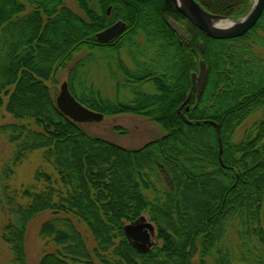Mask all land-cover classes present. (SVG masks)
<instances>
[{"label":"trees","instance_id":"trees-1","mask_svg":"<svg viewBox=\"0 0 264 264\" xmlns=\"http://www.w3.org/2000/svg\"><path fill=\"white\" fill-rule=\"evenodd\" d=\"M75 1L83 17L64 0H0V116L4 110L20 124L0 132L17 144L18 159L43 151L66 191L65 196L54 189L27 193L29 205L10 207L13 222L5 239L17 261L25 260L28 224L48 211L82 221L97 248L90 252L70 221H63L62 228L49 222L41 234L53 237L64 254L46 255L40 264H197L199 256L203 260L198 264H208L204 259L211 253L216 264H233L221 244L226 223L237 218L256 225L252 234L264 247V120L254 138L233 141L236 128L264 107V77L257 85L248 80L249 88H241L238 71L247 63L235 46L255 40L257 30L235 40H213L193 27L173 0H97L96 8L91 0ZM196 1L208 12L233 20L250 5V0ZM170 19L185 28L187 37L169 28ZM120 20L127 24L126 32L111 45H99L97 34ZM140 33L161 41L166 53L147 71H131L122 64L121 73L128 84L151 83L155 93L134 91L133 102H112L95 92L78 96L77 69L69 80L73 96L90 110L105 117H143L165 132L162 139L131 151L89 136L66 118L49 84L55 86L58 72L83 50L107 53L125 45L142 50ZM256 42L264 47V39ZM132 60L140 64L136 57ZM201 60L207 63L209 79L198 98L192 75L199 72ZM190 93L189 111L183 114L193 124L187 125L177 111ZM213 122L221 127L220 135ZM42 178L50 181L38 173L37 179ZM144 191L156 198L151 200ZM145 215L158 228L162 246L140 253L126 239L124 227ZM246 256L242 263L264 264V249Z\"/></svg>","mask_w":264,"mask_h":264},{"label":"rangeland","instance_id":"rangeland-1","mask_svg":"<svg viewBox=\"0 0 264 264\" xmlns=\"http://www.w3.org/2000/svg\"><path fill=\"white\" fill-rule=\"evenodd\" d=\"M64 1L73 13L79 17L84 16L75 0ZM254 2L255 0H250L248 11L233 21L238 22L245 18L252 9ZM91 3L93 7H97V0H91ZM256 39H264V30L262 28L256 31L255 40L234 44L239 52L245 54L243 61L247 63L243 67H239L238 72V77L244 81L243 86H241L242 89L249 88L248 80L253 85H257L261 78L264 77V47L261 46L262 43L256 42ZM137 41L143 47L142 50L125 45L119 50L107 53L81 51L74 56L72 62L58 72L56 85L49 84L53 95L55 97L59 95L61 85L67 81L69 82L73 69L78 70V76L74 84L78 96L95 92L112 102H133L134 91L147 94L155 93V86L151 83L128 84L124 81L121 73L122 64L131 71L137 72L140 69L147 71L149 67L161 61V56L166 53V49L163 47L164 44L161 41L148 39L142 33L138 35ZM133 57H136L140 64L135 65L132 60ZM138 65H141V67ZM246 75L249 77L248 79H246ZM263 120L264 107L254 110L236 128L233 141L241 143L250 136L254 138L257 126ZM11 125L18 126L20 124L2 110L0 128ZM81 127L91 137L102 139L131 151L140 150L146 145L166 136L165 132L155 123L146 118L131 115L106 116L101 123L84 124ZM115 129H119V131ZM16 151L17 144L10 142L8 134L0 132V264H40L46 255L64 254L63 247L57 245L53 237L46 238L41 234L42 227L53 221L58 222L61 228L64 227L63 221H70L83 237L88 250L93 253L97 248V243L82 221L73 216L56 215L48 211L38 215L28 224L24 243L25 260L23 262L17 261L12 245L5 239L6 228L13 222L10 221L12 217L10 207L19 204L29 205L30 198L27 193L33 195L46 189H54L65 196L66 191L54 166L46 161L43 151L33 152L22 159L17 158ZM38 173L47 175L50 181H46L45 178L38 180ZM159 189L161 190L162 187L159 186ZM144 193L151 200L156 198V195L149 191H144ZM57 201L58 198L56 199ZM143 218L145 223H153L149 216L145 215ZM261 224L264 231V205L261 213ZM125 225L127 226L128 224L126 223ZM153 225L155 234L152 235V242L155 243V246L160 247L162 242L158 240V228L154 223ZM254 228H256V225L253 224L252 227L245 225L238 218L230 219L226 223L225 233L222 235V244H220L223 249L230 253L233 258V264H248L246 262L242 263L240 260L243 257H247L246 254L249 252L256 255L258 251L264 249L259 238L252 234ZM109 256H107L108 260H111L112 258L111 256L109 258ZM216 259L215 253H211L204 260L208 264H216ZM201 260L203 259L199 256L196 260L197 264ZM112 261H114V258ZM95 264H101V262L96 260Z\"/></svg>","mask_w":264,"mask_h":264},{"label":"water","instance_id":"water-1","mask_svg":"<svg viewBox=\"0 0 264 264\" xmlns=\"http://www.w3.org/2000/svg\"><path fill=\"white\" fill-rule=\"evenodd\" d=\"M177 10L198 30L213 40H234L241 38L249 33L260 21L264 14V0H255L254 5L249 14L241 21L234 22L229 17L215 15L208 12L195 0H173ZM112 8L108 9V15L111 14ZM170 29L179 35H184V31L180 25L170 20L168 22ZM127 29V25L120 21L105 31L97 35L98 43L109 44L121 36ZM202 51L204 46L202 45ZM208 79V69L205 61L200 62V70L198 74L192 75V81L198 88V97H200L205 89ZM189 94L185 103L180 107L178 113L189 104L191 99ZM58 110L72 122L83 125L89 123H101L105 116L94 112L82 105L71 93L68 82L61 85V90L56 98ZM189 111V106L186 107ZM183 121L187 125H192L184 114L181 113ZM220 134V127L213 123ZM223 154V146L220 141L219 155ZM222 162V159H221ZM142 218L133 224H128L124 228V233L130 245L139 252L148 253L153 247L154 242L151 241L152 235L155 233V227L151 223H145Z\"/></svg>","mask_w":264,"mask_h":264},{"label":"bare ground","instance_id":"bare-ground-1","mask_svg":"<svg viewBox=\"0 0 264 264\" xmlns=\"http://www.w3.org/2000/svg\"><path fill=\"white\" fill-rule=\"evenodd\" d=\"M247 15H248V14H247ZM247 15H246V16H247ZM246 16H245V17H246ZM225 17H226V16H225ZM243 19H244V18H243ZM243 19H242V20H243ZM262 24H263V25H262ZM261 26L264 27V21H261V19H260V21L257 23V25H256L253 29H255V30H259V29L262 28ZM253 29H252V30H253ZM252 30H251V31H252ZM244 36H245V35H244ZM244 36H243V37H244ZM241 38H242V37H241ZM237 39H239V38H237ZM234 40H235V39H234ZM202 45L204 46V43H200V48H201V50H202ZM204 49H205V46H204ZM201 61H204V60H201ZM201 61H200V62H201ZM205 63H206V62H205ZM206 65H207V63H206ZM207 69H208V66H207ZM199 70H200V63H199ZM238 72H239V71H238ZM208 79H209V69H208ZM208 79H207V82H208ZM192 84L194 85V87H196V94H197V97H198V88H197V85H195V84L193 83V81H192ZM206 85H207V83H206ZM205 88H206V86H205ZM204 90H205V89H204ZM203 93H204V91H203ZM203 93H202V94H203ZM191 95H192V93H191ZM188 96H189V95H188ZM201 96H202V95H201ZM201 96H200V97H201ZM191 97H192V96H191ZM200 97H198V98H200ZM187 98H188V97H187ZM186 100H187V99H186ZM190 100H191V99H190ZM184 103H185V102H184ZM189 103H190V102H189ZM187 106H189V104H188ZM187 106H186V107H187ZM186 107L182 110V112H181L182 114H183V111L186 110ZM179 109H180V108H179ZM177 112H178V111H177ZM181 113H178V114L180 115V117H181ZM181 118H182V117H181ZM182 120H183V119H182ZM213 123H214V122H213ZM213 123H212V125H213ZM215 124H217V123H215ZM217 125H218V124H217ZM213 126H214V125H213ZM218 126H219V125H218ZM214 127H215V126H214ZM219 127H220V126H219ZM215 128H216V127H215ZM220 129H221V127H220ZM216 130H217V128H216ZM220 131H221V130H220ZM217 133H218V131H217ZM220 134H221V132H220ZM220 134L218 133V135H220ZM220 141H221L222 146H223L222 139L219 137V139H218V145H219V147H220ZM222 155H223V154H222ZM219 157H220V163L223 165V161L221 162L222 156L219 155ZM151 241H152V239H151Z\"/></svg>","mask_w":264,"mask_h":264},{"label":"flooded vegetation","instance_id":"flooded-vegetation-1","mask_svg":"<svg viewBox=\"0 0 264 264\" xmlns=\"http://www.w3.org/2000/svg\"><path fill=\"white\" fill-rule=\"evenodd\" d=\"M109 16H111V15H109ZM108 16V17H109ZM187 35H186V32L184 31V35H181L180 37H186ZM111 45V44H110Z\"/></svg>","mask_w":264,"mask_h":264}]
</instances>
